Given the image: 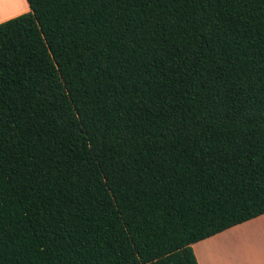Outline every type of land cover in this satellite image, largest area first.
<instances>
[{
	"label": "trees",
	"instance_id": "1",
	"mask_svg": "<svg viewBox=\"0 0 264 264\" xmlns=\"http://www.w3.org/2000/svg\"><path fill=\"white\" fill-rule=\"evenodd\" d=\"M0 24V264H198L264 214V0H26Z\"/></svg>",
	"mask_w": 264,
	"mask_h": 264
},
{
	"label": "crops",
	"instance_id": "2",
	"mask_svg": "<svg viewBox=\"0 0 264 264\" xmlns=\"http://www.w3.org/2000/svg\"><path fill=\"white\" fill-rule=\"evenodd\" d=\"M26 6L27 10L24 13L0 19V24L25 12L28 13L30 11L28 3ZM261 220L263 236L260 237L251 233L252 230H256L251 225ZM193 251L198 264H264V214L194 244Z\"/></svg>",
	"mask_w": 264,
	"mask_h": 264
},
{
	"label": "rangeland",
	"instance_id": "3",
	"mask_svg": "<svg viewBox=\"0 0 264 264\" xmlns=\"http://www.w3.org/2000/svg\"><path fill=\"white\" fill-rule=\"evenodd\" d=\"M25 2L24 0H0V19L16 15L17 13H24L27 10V3L25 4ZM251 226L256 228V230L251 231L252 234H257L260 237L263 236V220Z\"/></svg>",
	"mask_w": 264,
	"mask_h": 264
}]
</instances>
